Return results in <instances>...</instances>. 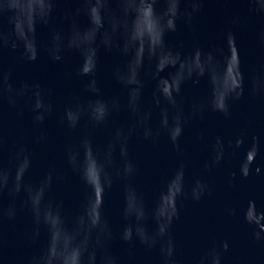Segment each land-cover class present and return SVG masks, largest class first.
<instances>
[{
	"label": "water",
	"instance_id": "obj_1",
	"mask_svg": "<svg viewBox=\"0 0 264 264\" xmlns=\"http://www.w3.org/2000/svg\"><path fill=\"white\" fill-rule=\"evenodd\" d=\"M0 264H264V0H0Z\"/></svg>",
	"mask_w": 264,
	"mask_h": 264
}]
</instances>
